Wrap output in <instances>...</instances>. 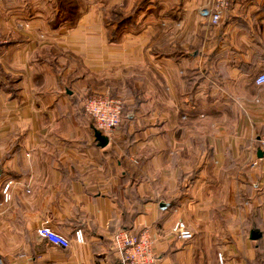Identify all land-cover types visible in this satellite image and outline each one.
Returning a JSON list of instances; mask_svg holds the SVG:
<instances>
[{
  "label": "crops",
  "instance_id": "crops-1",
  "mask_svg": "<svg viewBox=\"0 0 264 264\" xmlns=\"http://www.w3.org/2000/svg\"><path fill=\"white\" fill-rule=\"evenodd\" d=\"M50 1L0 0V264H126L121 230L147 232L155 264H264V0H227L216 25L212 0H145L120 29L142 0L76 19ZM95 94L126 102L105 147Z\"/></svg>",
  "mask_w": 264,
  "mask_h": 264
},
{
  "label": "built area",
  "instance_id": "built-area-1",
  "mask_svg": "<svg viewBox=\"0 0 264 264\" xmlns=\"http://www.w3.org/2000/svg\"><path fill=\"white\" fill-rule=\"evenodd\" d=\"M212 3L213 5L208 13L211 17V23L216 25L220 21L222 10L228 6V1L212 0ZM254 83L257 86L264 85V74H259ZM83 109L85 114L92 119L95 128L103 135L107 136L111 134L121 125L123 104L119 99L100 94L88 95L84 98ZM259 150L262 153V160H264V134L259 139ZM8 187L6 185L3 189L4 202L9 200L7 194ZM173 231L178 234L180 239L191 238L183 223L177 224ZM37 235L52 246L62 249L70 247V240L54 232L50 227L43 226L39 228ZM73 239L77 243L84 242L81 231H76ZM113 248L126 264H155L154 240L147 232H143L138 237H135L124 231H119L113 237ZM218 261L220 264H223L221 255H218Z\"/></svg>",
  "mask_w": 264,
  "mask_h": 264
},
{
  "label": "trees",
  "instance_id": "trees-1",
  "mask_svg": "<svg viewBox=\"0 0 264 264\" xmlns=\"http://www.w3.org/2000/svg\"><path fill=\"white\" fill-rule=\"evenodd\" d=\"M56 2H57V8H56L57 15H63V16L65 15L70 19L76 18L77 7H76L75 0H56ZM144 2H145V0H142L138 4L139 6H137V4H136L135 6H137V7H133L128 14H125L123 11H120V10L114 11V15L117 16L115 18L116 22H117L116 23L117 27L120 29V28L125 27V26H130L131 24L133 25L134 19L143 10ZM121 231H124L127 234H129L131 236H135V237H138L140 235V233H132V232L127 231V230H121Z\"/></svg>",
  "mask_w": 264,
  "mask_h": 264
},
{
  "label": "rangeland",
  "instance_id": "rangeland-1",
  "mask_svg": "<svg viewBox=\"0 0 264 264\" xmlns=\"http://www.w3.org/2000/svg\"><path fill=\"white\" fill-rule=\"evenodd\" d=\"M117 0H75L76 2V7H77V15H79V12H80V9L82 8V11H89V12H93V10L95 11L96 9V12L97 13H102V14H109V10H110V6L114 5L115 2ZM37 2H40L39 3V11L40 12H43V13H46V14H49L51 15L52 14V6H53V1H50V0H37ZM54 6L55 8H57V2L54 0ZM101 3V4H99ZM99 4V5H97ZM139 3H137V6ZM97 5V6H96ZM136 5V4H135ZM137 6H134V7H137ZM54 8V7H53ZM76 19V18H74ZM106 95V94H104ZM109 97V95H108ZM114 98V97H113ZM115 99H119L122 104H123V110H124V107L126 105V102L123 100V98H119V97H115Z\"/></svg>",
  "mask_w": 264,
  "mask_h": 264
},
{
  "label": "water",
  "instance_id": "water-1",
  "mask_svg": "<svg viewBox=\"0 0 264 264\" xmlns=\"http://www.w3.org/2000/svg\"><path fill=\"white\" fill-rule=\"evenodd\" d=\"M94 136H95L96 140L98 141L100 147H105L108 144V138L106 136H104L102 133H100L99 131H95ZM257 157L260 159L262 158V153L260 150L257 153ZM258 238H260L259 234L254 233L252 235L253 240H256Z\"/></svg>",
  "mask_w": 264,
  "mask_h": 264
}]
</instances>
